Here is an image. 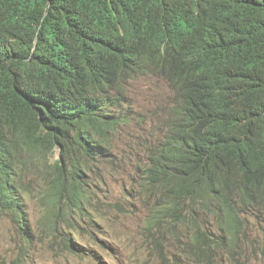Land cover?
<instances>
[{
  "label": "trees",
  "instance_id": "trees-1",
  "mask_svg": "<svg viewBox=\"0 0 264 264\" xmlns=\"http://www.w3.org/2000/svg\"><path fill=\"white\" fill-rule=\"evenodd\" d=\"M204 1L0 0V216H15L22 229L26 205L18 180L34 168L70 218L83 210L82 175L109 162L115 135L129 121L124 96L133 58L124 47L145 26L151 33L144 31V73L172 81L177 103L188 111L195 107L180 114L178 133L163 146L164 161L155 163L142 185L155 208L149 228L191 230L195 250L187 258L196 264H215L220 253L229 258L242 249V216L254 211L264 216V0H248L236 10L254 22L249 38H215L188 69L164 41L167 29L197 13ZM214 48L247 55L245 71L236 76L241 95L233 105L225 95L209 98L212 105L188 98L199 71L228 69L229 61L214 58ZM226 112L236 126L221 133L215 117ZM56 150L61 158L50 163ZM203 215L215 218L208 233L202 231ZM66 241L74 252L77 245ZM155 243L163 256L165 242ZM22 245L24 256L32 238L23 233ZM260 249L264 255V245Z\"/></svg>",
  "mask_w": 264,
  "mask_h": 264
},
{
  "label": "rangeland",
  "instance_id": "rangeland-1",
  "mask_svg": "<svg viewBox=\"0 0 264 264\" xmlns=\"http://www.w3.org/2000/svg\"><path fill=\"white\" fill-rule=\"evenodd\" d=\"M128 98L135 121L118 139L112 157L113 174L105 184L96 173L86 176L84 210L70 220L50 215L27 198L23 225L28 226L25 229L31 235L32 245L24 256L17 225L11 217H1L0 264H196L187 258L195 250L193 232L181 226V232L146 226L153 203L140 193L142 180L138 169L146 163L155 143L152 129L165 116L172 90L166 81L146 77L131 84ZM25 186L29 189L36 183L28 177ZM116 203L123 208H113ZM241 234L242 249L229 258L220 253L215 264H264L260 249L264 245V218L258 227H245ZM67 238L77 245L74 252L66 248ZM158 238L166 244L163 256L156 247Z\"/></svg>",
  "mask_w": 264,
  "mask_h": 264
},
{
  "label": "clouds",
  "instance_id": "clouds-1",
  "mask_svg": "<svg viewBox=\"0 0 264 264\" xmlns=\"http://www.w3.org/2000/svg\"><path fill=\"white\" fill-rule=\"evenodd\" d=\"M248 0H205L207 3V7L205 4L197 11L195 14H190L184 18L182 24H177L167 29L166 38L164 41V48L167 49L174 57L175 60L183 67L191 68L195 63L199 61L197 57V53L200 51V48L214 40L215 38H223V37H231L233 35H242L243 37L249 38L253 31L254 22L250 18V20H246L244 17H241L236 14L237 8L244 2ZM214 7V9H213ZM149 32L151 33V29H145V26H139L135 29L132 38L126 43L125 50H128L129 53L132 55L131 59V71H130V85L128 86V91L130 86L133 82L146 77H155L162 79L169 82L165 77L153 73L148 72L144 73L145 67V60L144 56L147 53V46L141 48L140 50L136 49L134 46L137 45L133 42V40L140 41L142 45L147 44L148 36L144 33ZM134 45V46H133ZM256 46L261 47L262 43H257ZM231 59L233 62L232 65L228 67L226 70L222 69H208L204 68L197 76L191 80V85L188 88V98L195 103H199L203 101L205 98H214L225 95L229 87L234 89L236 92V76L242 74L246 69V61L247 55L243 52H239L236 49H229L223 51L221 53V57L223 59ZM229 61V59H228ZM133 75L136 78H133ZM231 79V80H229ZM102 84L106 85V82L102 81ZM170 86V85H169ZM172 90V101L171 103L166 105V114L161 119V123L156 125L153 130V136L155 139V143L152 148L149 150L146 156V163L143 166H139L141 174L142 184L141 194L144 192L142 191V185L145 186V182L150 174V170L155 167V163H159L160 161H164L161 158L163 146L167 143H170L176 134L179 131L180 123H181V116L180 114H185L187 112H191L194 110V106L191 107V110L182 109L177 103L176 99V91L170 86ZM106 89V88H105ZM107 90V89H106ZM108 92L111 91L107 90ZM241 92H236V97L240 96ZM128 98V97H127ZM127 108H129L130 118L128 123L123 126L119 132L115 135V142H114V149L111 152V156H108L107 159L109 162L106 165L98 164L93 168V171L87 174H83L82 181L85 183L84 187L87 185L85 178L87 175L90 174H97L98 179L101 183L105 184L107 177L113 174L115 170V166L113 164L112 157L114 155L115 150L117 149L118 139L127 127H130L134 119L133 109L130 106L129 98ZM174 106H178V110H174ZM237 117H240L241 110L236 109L234 111ZM233 117L229 112L219 114L215 117V125L220 127L221 130L227 129H234L236 124ZM61 158L60 150H56L54 156L49 157V162L53 163L56 159ZM182 162H178L176 164H180ZM169 164L176 165L173 162H169ZM50 172H53L52 168H48ZM25 171V168H23ZM31 177L32 182L36 183L35 187L30 186L29 189L25 186V179ZM18 185L23 192V198L25 201V220H21L22 224L26 221V213H27V198L37 202L42 207L46 209V211L55 217H63L67 220H70L69 214L66 213L65 206L61 204L58 199L54 197V191L48 186L47 182L44 181L42 175L36 171L34 168L33 172L27 173L25 172L23 176H20L18 180ZM83 187V193H81V198L83 200V210H84V203L87 199L85 195V189ZM30 191L32 194L30 196H26V192ZM47 198L46 202H43V199ZM56 203V205L54 204ZM155 203V199H154ZM112 207L115 209L123 208L119 203L112 204ZM83 210L79 211L78 214H81ZM155 208L151 207V214L149 217V227L152 220L153 211ZM77 214V215H78ZM7 216L11 217L13 222L17 225V230L21 232L22 238L23 233L26 236H30L27 229L25 232H22V229L19 228L16 217L13 215H2L0 216ZM76 216V215H75ZM264 216L257 211H254V214L242 216L244 227H248L250 225L258 227L261 222L263 221ZM204 225L202 231L208 233L209 228L214 224V216L213 215H203ZM27 226V224H26ZM27 228V227H26ZM241 229V232L243 230ZM242 237V234H240ZM246 235V234H245ZM21 238V239H22ZM193 241V239H192ZM22 243V242H21ZM23 245L21 246L22 249ZM31 246H29V249ZM22 252V250H21ZM25 252V253H27ZM23 254V252H22Z\"/></svg>",
  "mask_w": 264,
  "mask_h": 264
},
{
  "label": "bare ground",
  "instance_id": "bare-ground-1",
  "mask_svg": "<svg viewBox=\"0 0 264 264\" xmlns=\"http://www.w3.org/2000/svg\"><path fill=\"white\" fill-rule=\"evenodd\" d=\"M203 3H205V6L207 7V3L204 1ZM213 9H214V7H213ZM133 42L134 43H136L137 45H133L136 49H138V50H140L141 48H143V47H145V44L144 45H142V43L140 42V41H137V40H133ZM130 55V57L132 56L131 54H129ZM212 55L214 56V58L215 59H217L218 57H220L221 56V54H220V51H219V49H217V48H214L213 49V53H212ZM228 59H229V62H227L228 63V65L230 66V65H232L233 64V62H231V59L229 58V56L227 57ZM211 59H212V57H211ZM228 59H224V60H227L228 61ZM217 61L218 62H220V58H218L217 59ZM221 63V62H220ZM222 64V63H221ZM133 78H136L134 75H133ZM261 79H263V78H261ZM229 80H231V79H229ZM168 85H174L173 84V82L172 81H169L168 82ZM127 95H125L124 96V100H126L127 99ZM225 98H227L228 100H226V101H228V102H230L231 103V105H233V104H235V103H237V98H236V92L234 91V89H232L231 87H229V90H227V92H226V94H225V96H224ZM100 101V100H99ZM205 103H209V104H211L212 105V103H213V99H208V98H205L204 100H203ZM98 102V101H97ZM254 106H256V105H258L260 102H259V99H257V100H255L254 102ZM175 108H176V110H178V106L176 107V106H174ZM246 107H248V106H246ZM182 109H184V108H182ZM253 115H250L249 117H248V120H253ZM232 120H237V119H232ZM215 128H217L221 133H222V130H221V128L220 127H215ZM98 154H101V150H99V153ZM105 155H108V154H105ZM104 155V156H105ZM215 204H217V203H215ZM155 223V222H154ZM22 226H23V230H25V224L23 225L22 224ZM146 226H149V222H147L146 223Z\"/></svg>",
  "mask_w": 264,
  "mask_h": 264
}]
</instances>
